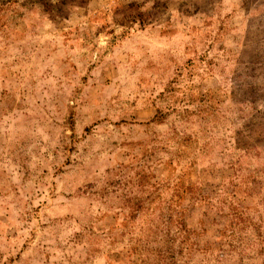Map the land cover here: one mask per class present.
<instances>
[{"label": "rangeland", "instance_id": "rangeland-1", "mask_svg": "<svg viewBox=\"0 0 264 264\" xmlns=\"http://www.w3.org/2000/svg\"><path fill=\"white\" fill-rule=\"evenodd\" d=\"M0 264H264V0H0Z\"/></svg>", "mask_w": 264, "mask_h": 264}]
</instances>
